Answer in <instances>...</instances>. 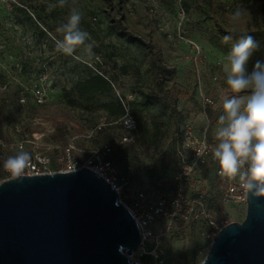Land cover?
<instances>
[{
  "label": "rangeland",
  "instance_id": "rangeland-1",
  "mask_svg": "<svg viewBox=\"0 0 264 264\" xmlns=\"http://www.w3.org/2000/svg\"><path fill=\"white\" fill-rule=\"evenodd\" d=\"M72 7L82 14L81 28L90 34L92 48L80 47L74 56H66L55 51L54 37ZM237 10L241 17L233 21ZM113 19L158 47L167 69L161 87L167 109L163 115L143 112L133 131L124 128V117L111 105L121 103L127 110L142 91L155 88L156 68L148 48L128 44L108 30ZM230 33L233 39L225 43L223 37ZM242 34L259 44L251 70L257 59H264L261 0H68L63 7L58 0H0V183L9 176L3 161L19 150L49 156L50 170L57 171L65 147H72L71 157L84 164L92 151L107 145L117 173L129 181L125 203L139 192L149 204L162 192H172L189 155L185 134L216 143L223 100L231 95L225 58ZM93 74L109 79L111 92L78 100L77 83ZM38 90L44 91L43 100L36 96ZM216 167L194 169L186 197L192 201V215L198 216L197 226L176 221L160 237L163 264H198L206 255L217 232L200 216L204 209L218 222L243 221L246 211L221 203L223 186L214 175ZM166 226L162 220L154 228ZM130 261L156 264L147 255L130 256Z\"/></svg>",
  "mask_w": 264,
  "mask_h": 264
},
{
  "label": "water",
  "instance_id": "water-1",
  "mask_svg": "<svg viewBox=\"0 0 264 264\" xmlns=\"http://www.w3.org/2000/svg\"><path fill=\"white\" fill-rule=\"evenodd\" d=\"M138 227L89 169L0 183V264H140ZM207 264H264V197L214 236Z\"/></svg>",
  "mask_w": 264,
  "mask_h": 264
},
{
  "label": "clouds",
  "instance_id": "clouds-1",
  "mask_svg": "<svg viewBox=\"0 0 264 264\" xmlns=\"http://www.w3.org/2000/svg\"><path fill=\"white\" fill-rule=\"evenodd\" d=\"M58 3L63 7L68 0ZM240 17L237 10L232 20L238 21ZM81 21L82 14L72 7L66 22L56 29L60 34L54 37L56 52L74 56L80 47L91 51L90 34L81 28ZM232 39L231 33L223 37L225 43ZM258 50L255 38L242 34L226 54L225 82L231 95L223 100L215 130L216 143L211 149L219 175L238 180L254 198L264 197V59H257L249 70V62ZM32 159L30 152L19 150L3 161V169L10 178L22 182ZM207 259L208 255H201L198 264H207Z\"/></svg>",
  "mask_w": 264,
  "mask_h": 264
},
{
  "label": "built area",
  "instance_id": "built-area-1",
  "mask_svg": "<svg viewBox=\"0 0 264 264\" xmlns=\"http://www.w3.org/2000/svg\"><path fill=\"white\" fill-rule=\"evenodd\" d=\"M36 96L39 100L45 98L43 90L36 91ZM21 102L24 100L21 99ZM123 125L127 131H133L136 128L135 120L129 116L128 110L125 111ZM125 141H130L125 139ZM207 145V148L205 147ZM4 146V141L0 137V150ZM184 146L189 155L183 158L177 177L175 178V185L172 192L164 191L159 197L149 204L147 197L142 192L137 193L135 200L129 204L123 201L124 192L129 185V181L117 173L113 162L110 160V147L104 145L92 151L85 159L84 164H79L77 160L71 157L72 147H65L63 149V156L58 160L62 168L57 171H51V158L42 153H35L33 155L31 167L27 170V176L47 175L54 172H72L81 168L89 169L92 173L102 178L108 183L118 195V201L126 206L131 213L140 234V243L137 251L131 254L139 255V257L150 256L156 264H163V250L159 246L160 237L166 233L171 225L176 221H186L193 225L198 216L192 215V201L186 197V186L191 180L194 169H202L209 164L215 165L211 155L212 144L205 139H198L191 132H187L184 136ZM200 154L197 156V154ZM196 161V163H193ZM215 177H217L223 186L221 194V203L224 206L233 208L235 210L246 211L247 207V192L242 187L238 180L221 177L219 175V168H215ZM8 179H11L8 176ZM5 181V180H4ZM200 216H204L207 224L213 230L218 232L227 223L218 222V220L206 214L204 209ZM162 220L167 221V226L162 229H155L154 225Z\"/></svg>",
  "mask_w": 264,
  "mask_h": 264
},
{
  "label": "trees",
  "instance_id": "trees-1",
  "mask_svg": "<svg viewBox=\"0 0 264 264\" xmlns=\"http://www.w3.org/2000/svg\"><path fill=\"white\" fill-rule=\"evenodd\" d=\"M261 8L264 14V0H261ZM108 30L128 44L148 48L153 56L152 64L156 68V87L142 91L138 95V99L129 103L127 108L129 116L135 120L137 127V121L142 120L143 112H154L158 115H163L164 111L167 109V101L161 94V87L163 83L167 81V69L162 65L159 58L161 53L160 49L129 32L120 19L110 20L108 23ZM122 72L125 74L126 69L123 68ZM111 90L112 84L109 79L105 78L103 75L93 74L77 83L75 95L78 100L90 101L96 94L110 93ZM114 107H118L119 111H117V113L119 115L122 117L125 116L126 110L124 109V105L121 103H116L115 105L112 104L111 108ZM138 127L139 131H145V124L140 123ZM196 226L197 221L193 225L189 224V227L191 228H195Z\"/></svg>",
  "mask_w": 264,
  "mask_h": 264
}]
</instances>
